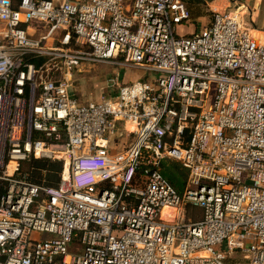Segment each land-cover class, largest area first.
Instances as JSON below:
<instances>
[{
    "label": "built area",
    "instance_id": "2783aa9c",
    "mask_svg": "<svg viewBox=\"0 0 264 264\" xmlns=\"http://www.w3.org/2000/svg\"><path fill=\"white\" fill-rule=\"evenodd\" d=\"M187 1L0 0V264H264V42L230 3L179 36ZM100 62L156 76L76 102ZM30 158L62 161L59 186Z\"/></svg>",
    "mask_w": 264,
    "mask_h": 264
},
{
    "label": "rangeland",
    "instance_id": "374dc122",
    "mask_svg": "<svg viewBox=\"0 0 264 264\" xmlns=\"http://www.w3.org/2000/svg\"><path fill=\"white\" fill-rule=\"evenodd\" d=\"M230 5L229 12H232L234 16H238L239 19L247 24L251 29L264 30V0L258 7L257 18H253L254 10L256 11L254 4L255 0H228ZM235 1V2H233ZM189 3L188 7L191 12V22L182 24L177 27V34L179 36H187L200 32L203 26L208 25L211 21V10H220L222 11L226 5V1H215L211 6L204 5L198 1H187ZM240 4V5H239ZM245 5V8L241 7ZM243 8V9H241ZM211 9V10H210ZM244 12L243 15H235L236 11ZM31 27H38V24H31ZM2 25H0V29ZM44 33L43 30H39ZM38 32V33H40ZM37 33V34H38ZM37 37V35H35ZM79 71H74L72 86L70 89V94L73 96V99L78 102L85 104L89 101H98L100 99L108 98L109 96L114 95L116 89L114 88V82H120L121 84L134 83L141 79L152 80L156 74L153 72H144L143 70L119 63L117 65L110 64L108 62L100 63H87L81 65L78 69ZM119 139L112 138V143H116ZM134 140V137L128 140L126 146L131 144ZM119 146H116L115 150H118ZM26 168L22 172H25ZM188 216L192 219L200 218L201 211L199 209H194V215ZM167 212L164 213L162 219L165 218ZM46 236V235H42Z\"/></svg>",
    "mask_w": 264,
    "mask_h": 264
},
{
    "label": "trees",
    "instance_id": "16d2710c",
    "mask_svg": "<svg viewBox=\"0 0 264 264\" xmlns=\"http://www.w3.org/2000/svg\"><path fill=\"white\" fill-rule=\"evenodd\" d=\"M37 67L43 62L42 59L33 61ZM26 168L25 172H22ZM167 182L182 194L185 188L188 172L178 162L168 158L162 159L155 167ZM63 171V162L58 160L34 159L19 164L18 172L25 173L29 180L35 184L48 187H58L60 184L61 173ZM3 192V186L0 185V195Z\"/></svg>",
    "mask_w": 264,
    "mask_h": 264
},
{
    "label": "crops",
    "instance_id": "0c3cea01",
    "mask_svg": "<svg viewBox=\"0 0 264 264\" xmlns=\"http://www.w3.org/2000/svg\"><path fill=\"white\" fill-rule=\"evenodd\" d=\"M215 1H221V0H215ZM224 1H226V5H225V7L223 8V10H225V8L226 7H228V5H229V1L228 0H224ZM233 2H235V1H233ZM261 2H263L262 0H255V4H254V7H255V9H256V11L254 10V14H253V18H254V20H255V18H257V14H258V7H259V5L261 4ZM240 5V4H239ZM241 7H243V8H245V5H241ZM243 8H241V9H243ZM237 15H243L244 14V12L242 11V10H240V12L238 11H236L235 12ZM252 32L254 33V35H256L255 37L257 38V39H259L261 42H264V39L262 40L261 38H260V34H261V37L262 38H264V30H252ZM146 79V78H145ZM120 83V82H119ZM115 94V93H114ZM194 209H197V208H193V207H189V209L187 210L188 212H190V215H194Z\"/></svg>",
    "mask_w": 264,
    "mask_h": 264
},
{
    "label": "bare ground",
    "instance_id": "6f19581e",
    "mask_svg": "<svg viewBox=\"0 0 264 264\" xmlns=\"http://www.w3.org/2000/svg\"><path fill=\"white\" fill-rule=\"evenodd\" d=\"M215 3V0L213 2H211L209 4V6L213 5ZM213 11H216V12H219V13H222L224 10L220 11V10H213ZM237 15V14H235ZM238 17V16H237ZM253 36L255 37L256 35H254V33L252 32ZM257 37V36H256ZM255 37V38H256ZM258 38V37H257ZM260 38L263 40L264 38L261 37V34H260ZM261 42V41H260ZM167 212V215H165V218H163L164 220L166 221H171L174 217V213H175V210L174 209H169V208H164L163 211L161 212V217L164 215V213Z\"/></svg>",
    "mask_w": 264,
    "mask_h": 264
}]
</instances>
